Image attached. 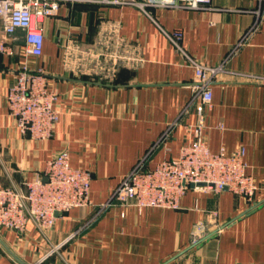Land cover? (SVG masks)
<instances>
[{"label":"crops","instance_id":"obj_1","mask_svg":"<svg viewBox=\"0 0 264 264\" xmlns=\"http://www.w3.org/2000/svg\"><path fill=\"white\" fill-rule=\"evenodd\" d=\"M121 1H64L41 26V57L24 58L21 30L12 55L0 57V188L25 191L67 150L72 167L92 174L93 205L58 216L46 233L33 222L24 233L0 229V264H264V85L229 73L264 76V0H212L209 10ZM176 32L190 57L228 71L212 87L205 140L215 154L244 149L262 190L249 201L191 187L178 209L114 201L100 211L138 162L154 170L176 159L199 123L197 104L184 113L195 71L171 41ZM24 63L43 69L59 94L47 141L23 135L10 115L7 94ZM199 223L206 236L194 244Z\"/></svg>","mask_w":264,"mask_h":264},{"label":"built area","instance_id":"obj_2","mask_svg":"<svg viewBox=\"0 0 264 264\" xmlns=\"http://www.w3.org/2000/svg\"><path fill=\"white\" fill-rule=\"evenodd\" d=\"M68 0H0V57L13 53L12 40L16 33L24 31V58H39L43 55L44 33L42 24L56 16L61 3ZM92 4H122L121 0H78ZM212 0H146L139 5L165 8H188L209 10ZM171 41L182 52L195 71L192 85L193 97L186 106L187 113L197 104L199 123L189 142L182 146L176 159L165 160L154 170L145 167L141 160L125 176L113 191L108 203L100 211L116 201L122 206H134L139 211L148 208L178 209L181 198L194 185L203 192L230 190L236 196L253 201L262 187L247 174L245 150L231 155L224 150L212 153L206 143L207 111L213 105L212 87L218 76L228 73L224 64L207 66L190 57L179 45L181 34L174 33ZM242 44V43H241ZM124 58L138 63L136 53L127 52ZM246 82L264 85V76L235 74ZM10 115L23 135L35 141H47L53 136L60 118L57 109L59 94L48 87L43 69H32L27 63L17 71V78L7 94ZM169 135L166 134V136ZM70 153L61 151L46 166L43 174H37L26 190L0 188V229L24 233L33 222L41 232L50 231L58 216L75 208L93 207L90 199L92 174L89 170L74 168ZM194 244L206 236L202 224L193 230Z\"/></svg>","mask_w":264,"mask_h":264},{"label":"water","instance_id":"obj_3","mask_svg":"<svg viewBox=\"0 0 264 264\" xmlns=\"http://www.w3.org/2000/svg\"><path fill=\"white\" fill-rule=\"evenodd\" d=\"M192 188H194L195 186L194 185H191Z\"/></svg>","mask_w":264,"mask_h":264}]
</instances>
